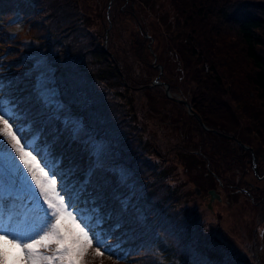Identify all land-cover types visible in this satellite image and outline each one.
Returning <instances> with one entry per match:
<instances>
[{
  "label": "trees",
  "instance_id": "1",
  "mask_svg": "<svg viewBox=\"0 0 264 264\" xmlns=\"http://www.w3.org/2000/svg\"><path fill=\"white\" fill-rule=\"evenodd\" d=\"M116 1L120 5L115 11ZM137 1L113 0L108 10L110 19L127 14L138 25L121 49L133 54L119 59L115 47L103 44L107 32L90 28L78 0H0V21L8 25L16 10L24 39L33 45L26 46L19 33L0 25V92L19 112L25 135L37 141L50 162L61 161L56 170L70 175L76 206L93 222L101 220L96 230L115 253L102 252L105 259L122 264H254L221 239L220 230L208 225L196 207L182 203L151 158L152 147L143 142L145 129L137 121L141 99L146 92L167 97L163 85H150L153 76L146 81L140 74L156 70L169 91L173 85L147 59L154 49L136 20ZM169 3L176 15L174 30L189 55L240 108L254 110L256 130L264 135V110L256 111V106L264 108V0ZM28 52L35 56L28 57ZM36 57L52 80L44 93L35 84ZM67 116L81 124L82 134L74 132ZM201 132L202 141L192 153L218 150L216 160L228 165L226 157L234 151L214 148L213 142H224L221 137ZM97 140L106 144L131 179L116 168L94 163L90 141Z\"/></svg>",
  "mask_w": 264,
  "mask_h": 264
},
{
  "label": "rangeland",
  "instance_id": "2",
  "mask_svg": "<svg viewBox=\"0 0 264 264\" xmlns=\"http://www.w3.org/2000/svg\"><path fill=\"white\" fill-rule=\"evenodd\" d=\"M78 2L81 14L86 17V22L90 28L97 30V32L100 31L102 34L107 32L103 44L110 45L112 48L115 47L119 59L133 54L131 51L121 52L122 48H126L127 39L138 29L137 23L131 16L118 13L114 17L111 16L110 19L108 10L111 9L113 0H78ZM119 5L120 2L116 1L115 11ZM133 9L138 24L147 30L145 36L151 38L147 44L154 50L152 56H149L151 54L147 55L148 61L155 64L159 68V73L163 72L166 80L173 85L172 91H169V95L173 98L160 96L161 92L156 94L146 92L139 104L137 121L145 129L143 142L152 147L150 149L152 151L151 158L158 162L160 171L169 177L173 191L178 194L184 205L196 207L208 225L220 230L221 239L232 244L237 251H242V254L250 257L254 264H264V219L259 212L258 201L254 199L250 201L243 195V192L234 191L231 187L232 183H244L249 180L248 177L254 175L251 168L250 171H246L249 165H246L245 160H243L250 155L247 148L254 149V154L257 156L264 146L263 130L258 132L252 119L254 110L240 108L236 101L229 98V94L221 83L216 84L211 78L208 79L205 70H200L201 66L198 65L196 58L189 55L181 34L174 30L176 15L169 0H141L133 5ZM18 24L21 26L20 31L16 30ZM0 25H3L1 21ZM3 26L8 27L11 32L19 33L20 41H23L26 46H33L30 40L24 39L22 20L16 11H13L9 24ZM110 59L113 60V57L111 56ZM133 59V56L127 57L129 61ZM36 60L38 62L33 65L34 72L44 82V85L41 83V88L44 87L45 90H48L51 88L52 82L48 74L44 73V69L45 71L48 69L43 67L39 57H36ZM155 71L146 70L145 73L140 74L139 78L147 81L149 76H153L150 85L153 87H155L154 85L162 86L163 84L157 82H166L159 80L158 72ZM49 95L53 96L52 93ZM0 97L4 99L1 92ZM187 104L191 108H196L194 111L199 115L201 121L195 120ZM4 106L11 108L17 117L20 116L19 112L9 102ZM262 110H264L262 106H256L257 113ZM67 111V108L64 107V112ZM67 117L71 118L69 121H72L76 126V132L82 134L81 124L72 116ZM3 127L4 125L0 124V128ZM201 129L206 132H213L211 129L214 130L213 133L220 136L221 140L224 141L213 142L214 148L223 146L234 151L228 153L226 157L225 161H228V165L216 160V157L219 156L218 150L209 153L204 149L201 151V156L192 153L197 150L199 142L202 141ZM0 140H3L5 144L13 143L7 134L0 136ZM31 140L33 139L31 138ZM92 142L96 145L95 158L99 164L116 168L121 171L126 179H131L125 170L126 168L115 162L114 157L112 158L113 154L105 147L104 142L100 140ZM26 150L30 151V149ZM13 154L18 155V153ZM243 155L244 158L238 159ZM233 156H236L234 160H232ZM166 157L168 161L163 163L162 161ZM206 158L208 163H205ZM230 162H232L231 165ZM36 163L43 167L39 157H37ZM51 163L56 169L61 161ZM16 170L18 169L13 158L0 151V196H2L1 193L4 189L9 190L12 194L14 192L22 193L24 189L27 192L21 200L15 201V213L11 212L10 215L7 212V204L2 211L0 207V228L12 225L31 235L39 230L43 208L36 201L32 189L26 181H23L22 177L21 183L15 184L13 182L12 175L8 173L12 174ZM57 172L63 173L64 183L74 196L75 189H71V181H68L70 175L65 171ZM45 173H47V169H45ZM40 175L37 171V176L40 177ZM43 179L50 180L51 176L47 175ZM226 181L231 185L227 184ZM33 186L36 187L35 183ZM37 190L40 191L39 188ZM209 190H214V193L219 196V200L214 198L210 201ZM43 195L46 206L50 207L51 204H55L57 207H62L64 214L70 217V220L63 222V227L66 230L72 231L74 229L75 225L71 221H75V224L80 223L67 205L61 204L58 189ZM0 201H2L1 198ZM74 202L77 204L75 200ZM35 204H39V206L34 207ZM51 209L56 210V208ZM59 215L57 212V216H52L50 226L46 232L37 236L36 240L42 241L43 237L50 236L55 231ZM57 247L54 241L47 244L41 243L37 252L41 258L52 257L58 255ZM247 249L253 253L250 254ZM6 251L10 253L9 258H11L17 250L6 248ZM102 252H104L103 249H100L98 253L95 244L85 242L78 257L79 264H122L113 258L105 259L106 257H103ZM27 256L28 253L25 251V260ZM42 264H47V262L42 261ZM55 264H60V261L57 260Z\"/></svg>",
  "mask_w": 264,
  "mask_h": 264
},
{
  "label": "snow or ice",
  "instance_id": "3",
  "mask_svg": "<svg viewBox=\"0 0 264 264\" xmlns=\"http://www.w3.org/2000/svg\"><path fill=\"white\" fill-rule=\"evenodd\" d=\"M20 28L21 26L18 24L17 29ZM3 87V82L0 81V90ZM7 103L8 101L0 97V124L4 125L3 128H0V136L7 134L13 143L5 144L3 140H0V151L10 155L16 162L18 170L12 173L13 182L16 184L21 183V177L23 181L27 182L28 186L32 189V194L35 196L36 201L42 206L43 214L39 223V230L31 235L12 225L0 228V264H42V261H46L47 264H55L57 260L60 261V264H79L78 257L83 250L85 242L95 244L98 253L100 249H103L104 253L115 255L111 246L105 242L103 234L96 230L101 220L98 218L93 223L91 217L85 216L80 211L73 200L71 192H69L64 183L63 173L57 172L50 162L47 153L42 152L37 147L34 139L30 140L25 135V129L18 122V117L14 111L4 106ZM26 149H30V151ZM13 153H18V155H14ZM37 157L40 158L43 167L36 163ZM45 169H47V173H45ZM37 171L41 174L40 177L37 176ZM47 175L51 176L50 180L43 179ZM34 183L36 187L33 186ZM38 188L40 191L37 190ZM57 189L60 193L61 204L67 205L69 210L75 214L76 219L80 221L79 224L71 221L75 225L72 231L66 230L63 227V222L70 220V217L64 214L63 208L57 207L55 204H51L49 207L44 202L43 194L54 192ZM5 202L6 200L0 201V207H5ZM51 208H56L60 214L55 225V231L50 236L43 237L42 241L36 240L35 238L40 236L41 233L46 232L51 224ZM53 241L58 246V255L41 258L37 252L40 244H47ZM6 248L16 249V254L9 258L10 253L6 251ZM25 251L28 253L26 260Z\"/></svg>",
  "mask_w": 264,
  "mask_h": 264
},
{
  "label": "flooded vegetation",
  "instance_id": "4",
  "mask_svg": "<svg viewBox=\"0 0 264 264\" xmlns=\"http://www.w3.org/2000/svg\"><path fill=\"white\" fill-rule=\"evenodd\" d=\"M249 150V154L247 157L244 158H238L245 160V164L249 165V168H246V171H253V177H248L249 180H246L243 184L247 185V190L243 192V195H245L250 201L253 199L258 201L259 212L262 216V219H264V146L262 147V150L258 152V155L256 156L254 154V149L247 148ZM236 158V156H233V159ZM244 175V171H243ZM234 190V189H233ZM236 191V190H234ZM255 201V202H256Z\"/></svg>",
  "mask_w": 264,
  "mask_h": 264
},
{
  "label": "water",
  "instance_id": "5",
  "mask_svg": "<svg viewBox=\"0 0 264 264\" xmlns=\"http://www.w3.org/2000/svg\"><path fill=\"white\" fill-rule=\"evenodd\" d=\"M157 83H159V84H163V85H164V89H165V94H166V96L169 97V98H173L172 96L169 95V90H168V84H167V83H163V82H160V81H158ZM187 107L190 109V107H189L188 105H187ZM193 115L199 119V117H198L195 113H193ZM199 120H200V119H199ZM211 131L215 132V131L212 130V129H211ZM237 142L240 143L239 140H237ZM242 146H243V145H242ZM245 147H246V146H245ZM208 195L210 196V201H212L214 198L219 199V196H218L217 194L214 193V190H209V191H208Z\"/></svg>",
  "mask_w": 264,
  "mask_h": 264
},
{
  "label": "bare ground",
  "instance_id": "6",
  "mask_svg": "<svg viewBox=\"0 0 264 264\" xmlns=\"http://www.w3.org/2000/svg\"><path fill=\"white\" fill-rule=\"evenodd\" d=\"M226 183L229 184L227 181H226ZM229 185H231V184H229ZM231 187L234 190H236L237 192H245L247 190V185H244L241 182L232 183Z\"/></svg>",
  "mask_w": 264,
  "mask_h": 264
},
{
  "label": "clouds",
  "instance_id": "7",
  "mask_svg": "<svg viewBox=\"0 0 264 264\" xmlns=\"http://www.w3.org/2000/svg\"><path fill=\"white\" fill-rule=\"evenodd\" d=\"M16 30H17V31H20L21 29H17V25H16Z\"/></svg>",
  "mask_w": 264,
  "mask_h": 264
}]
</instances>
